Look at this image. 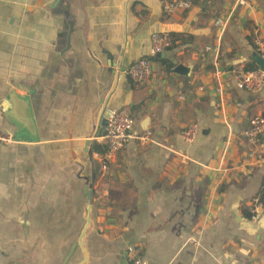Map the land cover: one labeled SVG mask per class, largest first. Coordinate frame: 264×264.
Returning <instances> with one entry per match:
<instances>
[{
	"label": "crops",
	"instance_id": "obj_1",
	"mask_svg": "<svg viewBox=\"0 0 264 264\" xmlns=\"http://www.w3.org/2000/svg\"><path fill=\"white\" fill-rule=\"evenodd\" d=\"M156 32L170 45L137 84L126 69ZM258 36L264 0L170 15L160 0H0V264H123L130 244L150 264H264V207L257 221L244 211L263 187L264 134L252 159L243 138L264 88L228 75L215 90L217 66L258 67ZM106 110L135 118L114 158L93 145Z\"/></svg>",
	"mask_w": 264,
	"mask_h": 264
},
{
	"label": "built area",
	"instance_id": "obj_2",
	"mask_svg": "<svg viewBox=\"0 0 264 264\" xmlns=\"http://www.w3.org/2000/svg\"><path fill=\"white\" fill-rule=\"evenodd\" d=\"M162 10L165 14H174L181 10L190 9L194 0H160ZM238 4H244V0H237ZM228 19L217 18L214 22L215 26L224 30L227 26ZM170 40L166 33L156 32L151 36L150 54L140 57L127 69L126 73L137 84H151L155 78L154 59L156 54L165 52L169 47ZM256 53L264 58V38L258 36L255 38ZM217 84L215 90L222 95L225 92L223 85V76L231 75L238 88L249 92H258L264 88V69L260 66L256 68H227L217 66L215 69ZM135 125V118L122 111H111L107 125L104 131L97 139H102L106 144V156L114 158L123 150L131 138H133V127ZM199 133L197 123H191L181 131V138L185 143H192ZM264 134V112L255 114L251 117L249 126L243 132L245 143L249 145L247 151L248 156L252 159L256 156L255 144L260 135ZM151 131L140 138L144 141L150 140ZM225 149L224 154H226ZM223 170V169H221ZM263 203L257 198L254 201L250 211L252 213L251 219L257 221L263 209ZM127 262L128 264H150L137 250L135 244H130L127 247Z\"/></svg>",
	"mask_w": 264,
	"mask_h": 264
},
{
	"label": "water",
	"instance_id": "obj_3",
	"mask_svg": "<svg viewBox=\"0 0 264 264\" xmlns=\"http://www.w3.org/2000/svg\"><path fill=\"white\" fill-rule=\"evenodd\" d=\"M164 56H165V52H160V53L156 54V58H163ZM252 59L258 66H260L261 68L264 69V58L262 56H260L259 54H255ZM174 70H175V72H177L179 74H183V75H186L188 73V71H189V69L187 67L183 66L182 64L177 65ZM110 113H111V110H106L104 112L103 118H102V122H101V128H103V127H105L107 125V119H108ZM101 128L98 130V132H97V134L95 136L93 145H95V143L97 141V138L100 137L101 134H102ZM90 141H92V140H90ZM90 143L91 142H87L86 144H90ZM263 237H264V235H263ZM71 253L66 258L64 264L67 263ZM123 264H128L127 260H124Z\"/></svg>",
	"mask_w": 264,
	"mask_h": 264
},
{
	"label": "trees",
	"instance_id": "obj_4",
	"mask_svg": "<svg viewBox=\"0 0 264 264\" xmlns=\"http://www.w3.org/2000/svg\"><path fill=\"white\" fill-rule=\"evenodd\" d=\"M96 145H97V146H96ZM105 146H106V145H105ZM95 147H96L95 150H96L99 154L105 156L107 147H103L102 145L100 146V145H98L97 143H95ZM258 196H259V200H260V201L263 203V205H264V182H263V187H262V189L260 190ZM244 211H245V214L247 215V217H251L252 213L249 212V210H244Z\"/></svg>",
	"mask_w": 264,
	"mask_h": 264
}]
</instances>
